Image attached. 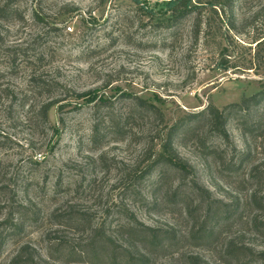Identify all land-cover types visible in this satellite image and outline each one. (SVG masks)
Returning a JSON list of instances; mask_svg holds the SVG:
<instances>
[{
	"label": "rangeland",
	"instance_id": "1",
	"mask_svg": "<svg viewBox=\"0 0 264 264\" xmlns=\"http://www.w3.org/2000/svg\"><path fill=\"white\" fill-rule=\"evenodd\" d=\"M170 3L41 0L40 5L37 0H20L18 9L24 19L0 22V48L36 47L44 56L37 76L56 82V88L65 91L49 100L54 103L48 112L50 128L43 131L31 126L21 113L17 120L16 115L4 116L0 110V143H7L0 145L3 173L18 171L20 177H27V191L19 197L24 226L19 235L7 240L0 264H7L20 243L34 249L39 264H86L77 257H64L63 251L83 246L93 226L109 221L107 212L118 211L121 204L138 221L160 231L169 244L155 255L153 264H188L186 255L198 256L201 264H235L244 254L253 260L251 264L261 263L254 251L264 249V239L254 234L252 221L255 217L264 221V215L253 211L248 200L253 191L264 194V99L248 112L227 110L228 141L209 131L204 119L193 124L194 133H181L175 139L180 157L195 168L196 180L207 192L190 193L185 186L174 198L178 176L165 169L162 185L154 186L157 172L145 183V201H124L119 194L124 174L132 176L130 169L141 151L158 143L167 130L165 125L209 104L218 110L239 104L263 88L264 42L257 47L253 42L264 36V0H230L224 20L210 17V29L197 42L190 35L189 19L182 21L173 36L165 33ZM34 10L58 29L66 25L71 30L56 31L48 46H37L35 39L43 29L31 18ZM224 34L229 36L227 45L221 38ZM87 46L105 50L92 56L81 54ZM224 46L230 68L219 65ZM4 62L0 58V67ZM29 69L20 68L17 76L0 84L15 92L23 90L33 71ZM133 97L156 106L164 115L163 124L138 108ZM100 98L106 103L95 112L94 102L88 103ZM62 104L68 105L66 110L82 109L61 124L58 111ZM104 112L126 121L121 123V134L94 149L89 143L93 119ZM121 135L126 138L116 140ZM99 156L107 159L109 168L90 166L88 158ZM26 160L42 164L30 166L26 173L29 164H20ZM234 161L239 164L224 169ZM2 177L0 182H5L7 177ZM59 178L62 186L56 188ZM4 214L5 210L0 219ZM72 214L82 215L85 223L71 222ZM56 241H62L60 252ZM243 245L254 251L226 253L229 247Z\"/></svg>",
	"mask_w": 264,
	"mask_h": 264
},
{
	"label": "trees",
	"instance_id": "2",
	"mask_svg": "<svg viewBox=\"0 0 264 264\" xmlns=\"http://www.w3.org/2000/svg\"><path fill=\"white\" fill-rule=\"evenodd\" d=\"M170 12L171 18L165 26V33L168 36H173L182 21L187 19L191 20L190 35L197 42L201 38L205 37L210 29L208 19L210 17L224 20L226 16V10L230 0H210L201 2L200 0H170ZM20 0H0V22L13 23L14 21H22L24 15L19 12ZM40 2L41 0H37ZM32 20L34 23L42 25L43 31L36 40V45L45 47L48 46L56 36V31L67 32L66 25L58 29L56 25L49 23L45 17H42L36 10L32 12ZM84 24V21H82ZM232 26V25H231ZM229 28V27H228ZM89 31V30H88ZM202 36V37H201ZM225 45L229 42V36L224 34L221 36ZM167 39H163L166 42ZM34 40V41H35ZM264 42V36L254 40L255 47ZM105 49L104 47H84L81 54H94L101 53ZM226 46L220 52L219 65L230 68L229 55H226ZM257 53L253 56V59L257 57ZM0 58L5 60L4 65L0 67V82L14 78L19 73L20 68H30L33 70L31 75L25 83L23 90L15 92L8 87H2L4 84H0V110L4 116L13 117L16 115V119L20 120V113L23 114L25 121L40 128L41 131L49 129L48 112L53 107L54 103L49 101L55 98L57 95L62 94L64 89L58 90L56 88V82L45 81L40 79L35 72L39 66L44 63V56L36 51V47L28 46L23 49L9 50L0 48ZM252 69V68H248ZM263 88L256 95L251 98H243L239 104H232L225 107L223 110H218L213 105L209 104L205 108L196 113H190L183 120H177L170 126L165 125L166 131L162 132L158 143L151 145L141 151L138 160L134 166L133 171L130 169L128 176L124 174L122 187L120 193L124 201L130 202L145 201L144 186L147 180L157 172L154 186L162 185L165 180V169L175 172L178 176L177 183L173 185V197L179 196L185 186H189L190 193L207 192L206 189L200 187L195 176V168L188 162L184 161L175 145V139L181 133L191 134L195 132L193 126L199 119L207 121L208 130L212 131L223 140L228 141V134L225 129L226 120L228 116V109H232L236 112H248L251 107L264 99V84ZM131 98V97H130ZM129 98V99H130ZM96 99V98H95ZM93 99L88 104L94 102L93 109L97 112L99 109H103V104L106 100L100 98L97 101ZM44 100L39 103L38 101ZM132 101L135 104H140L138 108L143 111L150 112L155 118H159L161 124H163L164 115L154 105L147 101L133 97ZM68 105H61L59 107V123L63 124L69 114L81 111L82 108H73L66 110ZM126 118L122 116H110L104 112L102 115H97L93 119L92 131L89 143L94 149L100 148L103 144L110 141V137L116 134H121V123L125 122ZM182 130V131H181ZM181 131V132H180ZM126 135L116 137V140L123 141ZM2 140H9L2 138ZM7 143H0L5 146ZM52 149V147L50 148ZM38 159L41 155L38 154ZM91 161L92 166H99L101 168H109L107 159L103 156H99L96 159L88 158ZM29 164V167H25L26 173H29L30 166H40L42 163L32 162L30 160L20 162L22 167L24 164ZM231 164L235 166L239 164L238 161H234L227 164L224 167L225 170H229ZM2 165L0 163V178L2 176L7 177L6 181L0 182V215L5 210V214L0 219V255L2 248L6 244L9 238L17 236L21 233L24 224L19 209L22 208V204L19 197L22 193L27 191L26 181L27 177L23 178L19 176L18 171L10 173H3ZM253 173L248 175L251 179ZM61 177V176H60ZM55 184L56 188L62 186V179L59 178ZM248 205L251 206L253 211L264 215V194L257 195V192H251L248 200ZM210 212L205 216L208 217ZM107 218L101 224L94 225L92 228L91 238L89 241H85L83 246H76L63 251L64 257L73 258L77 257L79 260H83L86 264H153L155 261V255L159 251L167 250L169 244L166 239L161 236V232L156 228L148 227L138 221L134 213L128 208L127 205H120L118 211L107 212ZM69 220L75 224H83L86 219L82 215H70ZM113 220L115 222L113 223ZM252 230L254 234L261 236L264 239V221H258L255 217L252 221ZM213 229V228H211ZM62 241H56V251L60 252L63 248ZM251 253L254 251L251 247L243 245L239 249H232L229 247L226 251L227 254H235L239 252ZM260 264H264V249L260 251H254ZM34 249L26 244L20 243L17 247L14 255L9 259L7 264H39V260L36 259ZM188 264H201V260L195 255H186ZM79 262V261H76ZM252 259H248V255L244 254V257L238 259L235 264H251ZM163 264H171L165 262Z\"/></svg>",
	"mask_w": 264,
	"mask_h": 264
},
{
	"label": "built area",
	"instance_id": "3",
	"mask_svg": "<svg viewBox=\"0 0 264 264\" xmlns=\"http://www.w3.org/2000/svg\"><path fill=\"white\" fill-rule=\"evenodd\" d=\"M67 30H68V31H70V30H71V28H67Z\"/></svg>",
	"mask_w": 264,
	"mask_h": 264
}]
</instances>
